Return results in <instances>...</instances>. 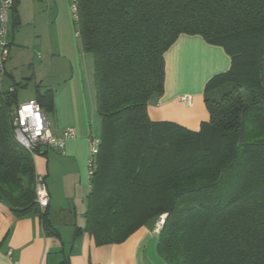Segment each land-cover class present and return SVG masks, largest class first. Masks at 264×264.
<instances>
[{"label":"trees","instance_id":"trees-1","mask_svg":"<svg viewBox=\"0 0 264 264\" xmlns=\"http://www.w3.org/2000/svg\"><path fill=\"white\" fill-rule=\"evenodd\" d=\"M76 1L102 129L75 237L122 243L166 214L157 245L166 264H264V0ZM181 34H199L231 57L206 90L232 88L207 95L209 120L199 130L148 112L165 91V53ZM29 80L1 89L0 199L18 217L39 214L46 234L59 236L36 201L33 154L11 123ZM37 101L53 109V90L37 85Z\"/></svg>","mask_w":264,"mask_h":264},{"label":"crops","instance_id":"crops-1","mask_svg":"<svg viewBox=\"0 0 264 264\" xmlns=\"http://www.w3.org/2000/svg\"><path fill=\"white\" fill-rule=\"evenodd\" d=\"M17 11L18 23L13 10L8 22L0 105L1 89L30 79L25 87L33 91L29 100L37 99V85L54 92L55 128L44 109L52 132L61 135L75 127L76 138L66 142L64 153L48 149L34 155L36 172L46 176L49 218L59 236L46 234L39 214L18 217L0 199V264H166L157 250L156 223L142 226L122 243L97 245L87 232L75 237L76 226L85 225L91 189L89 139L99 138L102 129L94 56L82 50L71 0H19ZM165 62V91L149 104V116L199 130L209 120L207 83L229 70L231 57L199 34H181L165 53ZM20 94L19 89L16 103H22Z\"/></svg>","mask_w":264,"mask_h":264},{"label":"built area","instance_id":"built-area-1","mask_svg":"<svg viewBox=\"0 0 264 264\" xmlns=\"http://www.w3.org/2000/svg\"><path fill=\"white\" fill-rule=\"evenodd\" d=\"M14 0H0V84L6 72V62L9 57L8 22ZM73 16L78 17L77 1L72 0ZM79 35V32L77 31ZM190 101L189 97L185 98ZM11 123L14 128V137L20 145L34 155L44 154L46 150H54L64 153L66 142L76 138L75 127H68L61 135L52 132L50 122L46 117L43 106L37 99H30L13 106ZM100 148V139L91 136L89 139L88 174L91 177L96 167V156ZM36 201L42 211L50 205V193L48 190L46 176L36 172L35 176ZM166 219V214L159 217L155 230L160 231Z\"/></svg>","mask_w":264,"mask_h":264},{"label":"rangeland","instance_id":"rangeland-1","mask_svg":"<svg viewBox=\"0 0 264 264\" xmlns=\"http://www.w3.org/2000/svg\"><path fill=\"white\" fill-rule=\"evenodd\" d=\"M231 88H232V84H227L225 86H221V87H218V88H215V89L207 90L206 92H207L208 96H211L212 98H216V96L220 97L223 93L227 92ZM31 91L32 90H27V88L20 89V93H21L20 94V98L21 99L19 98L20 102L28 101L29 98H30L29 95L31 94ZM43 109H45V111L49 115V118L51 120V127L55 128L54 120H53V113H52L54 110L53 109H49L47 107H44Z\"/></svg>","mask_w":264,"mask_h":264}]
</instances>
